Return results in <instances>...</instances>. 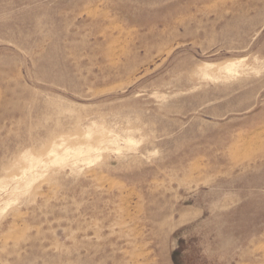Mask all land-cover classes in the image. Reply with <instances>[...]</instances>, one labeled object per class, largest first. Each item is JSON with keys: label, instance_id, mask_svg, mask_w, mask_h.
<instances>
[{"label": "rangeland", "instance_id": "1", "mask_svg": "<svg viewBox=\"0 0 264 264\" xmlns=\"http://www.w3.org/2000/svg\"><path fill=\"white\" fill-rule=\"evenodd\" d=\"M0 264H264V0H0Z\"/></svg>", "mask_w": 264, "mask_h": 264}, {"label": "bare ground", "instance_id": "2", "mask_svg": "<svg viewBox=\"0 0 264 264\" xmlns=\"http://www.w3.org/2000/svg\"><path fill=\"white\" fill-rule=\"evenodd\" d=\"M125 141L127 142L130 140H125ZM102 149H105V148H98V147L96 148L89 143H83L79 141L78 142H59V143L54 144L52 147H50L49 150L45 154L48 155L49 157L65 159V160H68L70 163H75L78 160L91 159L94 152L95 153L99 152Z\"/></svg>", "mask_w": 264, "mask_h": 264}]
</instances>
